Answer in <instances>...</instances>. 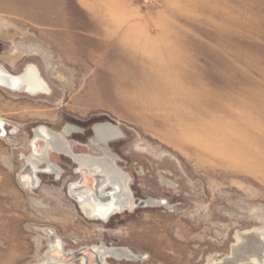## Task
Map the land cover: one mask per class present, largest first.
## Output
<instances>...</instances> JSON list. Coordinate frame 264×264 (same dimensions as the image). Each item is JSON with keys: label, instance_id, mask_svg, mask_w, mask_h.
Listing matches in <instances>:
<instances>
[{"label": "rangeland", "instance_id": "rangeland-1", "mask_svg": "<svg viewBox=\"0 0 264 264\" xmlns=\"http://www.w3.org/2000/svg\"><path fill=\"white\" fill-rule=\"evenodd\" d=\"M131 2L140 17L182 18V52L158 41L171 58L99 49L81 56L79 39L66 49L54 27L75 13L73 0H0V68L16 77L32 66L50 89L31 96L0 83V264H38L56 240L64 255L102 243L146 256L108 264L233 262L238 235L264 234V0ZM82 8L103 17L109 9ZM101 123L123 133L108 149L130 175L134 198L163 206L90 221L67 195L80 179L75 168L52 154L61 179L44 166L34 191L21 186L34 128L77 126L84 132L67 136L72 150L97 155L88 140Z\"/></svg>", "mask_w": 264, "mask_h": 264}, {"label": "bare ground", "instance_id": "bare-ground-1", "mask_svg": "<svg viewBox=\"0 0 264 264\" xmlns=\"http://www.w3.org/2000/svg\"><path fill=\"white\" fill-rule=\"evenodd\" d=\"M29 72L27 68L23 73L18 74L16 77H12L5 76L6 74L0 68V83L11 90L28 93L31 96L40 94L49 95L50 89L39 74L36 77H30ZM2 126L3 124L0 121V136L4 132L1 130ZM113 128L116 133H121L116 127L113 126ZM32 136V140L30 141L31 155H21V158L31 167V170L22 173L20 176L21 186L28 191H34L35 189L33 187L35 185V187H38V177L36 180L35 175L38 174V170H40L41 167L45 166L43 172L47 175H53L55 181H59L64 174L60 167L50 161V155L52 154L50 147L55 140V135L52 130L49 127L39 126L33 129ZM71 162L75 168L73 173L78 175L80 179L68 184L67 195L73 200L82 217L93 222L96 221L104 224L108 223L114 215L123 212H132L131 209H127V205L132 204L133 199L129 196L130 193L124 190V186H121V181L119 183L113 179L104 169L95 171L89 166H80L72 160ZM134 205V209L137 207L157 208L163 206L164 203L161 201L160 204H153L148 199L140 202L134 199ZM36 230L46 236V238L54 235V231L48 228H39ZM39 240V238L36 240L37 245L40 244ZM237 240L240 245L233 249L235 259L231 262L230 258H228L226 264H236L246 256L254 261L255 264H264V234L253 231L238 237ZM58 249H60V244L56 240L49 245V251L46 252L43 260L38 264H66L63 263L64 259H69L61 255ZM90 250L89 254L81 255V264H108V259L125 260L128 262L146 259L145 255H135L130 250L123 247L109 248L104 244H99L97 246H92ZM67 264H73V262Z\"/></svg>", "mask_w": 264, "mask_h": 264}, {"label": "crops", "instance_id": "crops-1", "mask_svg": "<svg viewBox=\"0 0 264 264\" xmlns=\"http://www.w3.org/2000/svg\"><path fill=\"white\" fill-rule=\"evenodd\" d=\"M110 3V0H73L72 8H75V13L72 17L64 16L54 25L58 30L60 29L56 33L66 42L64 48L71 49L70 41L79 39V45L74 47V50L81 56H85L88 52L97 53L99 49L111 53L118 52L126 58H150L159 54L171 58L173 53H168L166 48L154 46L159 41L164 47L170 46L175 52H182L180 50L183 40L178 35L184 21L182 18L140 17L131 0H116L112 5ZM84 5L94 10L109 7L107 11L109 16L88 13L86 8H82ZM62 10L69 9L62 8ZM114 14H117V17L113 16ZM88 15H94L96 21L94 25L87 22ZM75 208L80 214L76 205Z\"/></svg>", "mask_w": 264, "mask_h": 264}, {"label": "flooded vegetation", "instance_id": "flooded-vegetation-1", "mask_svg": "<svg viewBox=\"0 0 264 264\" xmlns=\"http://www.w3.org/2000/svg\"><path fill=\"white\" fill-rule=\"evenodd\" d=\"M27 68H28V71H30L29 72L30 73V75H29L30 77L38 76V72H37V70L34 67L28 66ZM26 94H28V93H26ZM92 131H93L92 135H91V137L88 140V147L98 150L97 151L98 152L97 155L96 154H91V153L76 154L72 150V146L69 143V141L67 139V136H69L70 134H82L84 132L83 129H81V128L77 127V126H72V125H67L64 128L63 132H54V131H52L53 134L55 135L54 143H52L51 147H50L51 151H52V155L62 156L64 158L68 159L70 162L72 160L74 163H76V164H78L80 166H89L95 171H100L102 169L107 171L108 174L113 179H115L119 183L121 181V186H124V188H125L124 190L130 193L129 196H131L133 201H132V204L127 205V209H131V211H133L134 207H135V205H134V199L135 198H134V195H133V192H132V189H131V177H130L129 174L124 172L122 168H120V166L117 164L118 157L115 154H113L108 149L109 148L108 147L109 143H112V142H114L115 140H117L119 138H123V133L122 132L120 134L116 133L114 128H113V126L111 124H109V123L97 124V125H95L93 127ZM83 157H85V158H83ZM98 167H100V168H98ZM159 178H160V182L161 183L165 182V179H163L162 176H159ZM148 200H150L153 204H160L161 203L160 200H154V199H148ZM35 203L38 206L41 205L39 202H35ZM243 235H238L237 238L241 237ZM113 248H116V247H113ZM227 259L228 258H226V259H224L222 261H219V262L212 261L211 264H226L227 263ZM117 261H125V260H117ZM126 262H128V261H126Z\"/></svg>", "mask_w": 264, "mask_h": 264}, {"label": "water", "instance_id": "water-1", "mask_svg": "<svg viewBox=\"0 0 264 264\" xmlns=\"http://www.w3.org/2000/svg\"><path fill=\"white\" fill-rule=\"evenodd\" d=\"M59 250V252L61 253V255H63L64 257H66L67 259H69V260H65L64 259V261H63V263H71V262H73L75 259H78V258H81V255H83V254H89L90 253V249L89 248H85V249H82L81 251H79V252H77V253H73V254H68V255H64L63 253H62V250H61V248L60 249H58ZM52 251V250H51ZM50 251V252H51ZM63 260V259H62ZM71 261V262H70Z\"/></svg>", "mask_w": 264, "mask_h": 264}]
</instances>
